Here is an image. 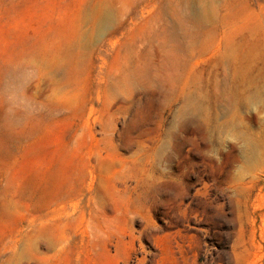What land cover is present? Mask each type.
<instances>
[{
  "label": "rangeland",
  "instance_id": "obj_1",
  "mask_svg": "<svg viewBox=\"0 0 264 264\" xmlns=\"http://www.w3.org/2000/svg\"><path fill=\"white\" fill-rule=\"evenodd\" d=\"M0 264H264V0H0Z\"/></svg>",
  "mask_w": 264,
  "mask_h": 264
}]
</instances>
